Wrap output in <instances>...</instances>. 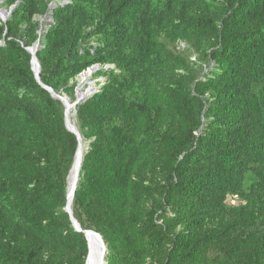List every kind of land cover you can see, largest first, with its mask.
Wrapping results in <instances>:
<instances>
[{"label": "trees", "instance_id": "obj_1", "mask_svg": "<svg viewBox=\"0 0 264 264\" xmlns=\"http://www.w3.org/2000/svg\"><path fill=\"white\" fill-rule=\"evenodd\" d=\"M4 0L0 264H264V0ZM51 23L41 29V18ZM88 147V148H87ZM232 198L238 202H232Z\"/></svg>", "mask_w": 264, "mask_h": 264}, {"label": "water", "instance_id": "obj_2", "mask_svg": "<svg viewBox=\"0 0 264 264\" xmlns=\"http://www.w3.org/2000/svg\"><path fill=\"white\" fill-rule=\"evenodd\" d=\"M58 1H60V0L54 1L51 4V7L53 8L57 4ZM14 7H15V5L12 6L10 8V10L0 8V16H1V18L4 21H6L7 18L11 15L12 10H13ZM44 27H47V25L44 24V23H41V29L44 28ZM40 48H41V45H40L39 40L34 45L27 47V50L32 55V60H31L32 68H33V71L35 73V77L38 80V82L45 89H47L54 97L60 99L63 102V104L65 105L66 127H67L68 130H70L71 132H73L77 136V138L79 140L78 149H77V152L75 154V159H76V156L78 154V151H79V148H80V145H81L82 137H81V134H80V131H79L77 125L73 121H72V123H73L74 126L71 127L69 125L70 119H69L68 110H69V107L70 106L76 107L77 104L84 102L88 98V96H90L93 93L97 92L98 89H94L93 88L92 91L89 94H87V90L89 89V87L92 84V82L89 83V87L84 92H82V84L79 83L78 87L76 88V100L73 101V102L71 101V99L69 98L68 95L55 92L52 87L44 84L41 81V78H40L41 66H40L39 60H38V58L36 56V52ZM98 68H99L98 65H93L90 68H88L86 71L82 72L80 74V77H82L83 75H85L88 72L96 71ZM74 162H75V160H74ZM82 163H83V160L81 162V167H82ZM73 166H74V163H73ZM73 166H72V168L70 170V175L72 173ZM79 173H80V171H79ZM70 175H69L68 178H70ZM78 180H79V176H78L77 181H76V184L74 186L73 198H74L75 190L77 188ZM67 197H68V201H67V205H66L65 209L69 213L70 218L72 220V223H73L75 229L77 231H81V232L85 233L86 238H87V241H88L89 252H88V255H87V259H86V264H91L93 262L95 264H106L105 254H106L107 246L105 244V241H104L102 235L100 233H98L97 231L93 230V229H84L81 226L80 222L77 220V218L74 215V211H73V208H72V204L69 203V193H68ZM92 236L97 237L100 240V242H101V249L98 250L99 257H100L98 260H100V262H97V263H96V259L94 258V255L92 254V241H91V237Z\"/></svg>", "mask_w": 264, "mask_h": 264}, {"label": "bare ground", "instance_id": "obj_3", "mask_svg": "<svg viewBox=\"0 0 264 264\" xmlns=\"http://www.w3.org/2000/svg\"><path fill=\"white\" fill-rule=\"evenodd\" d=\"M91 73L92 72H88L86 73L85 75H83L81 78H82V85L83 84H86L91 76ZM94 88V85L91 84L89 89L87 90V94H89L92 89ZM96 88V87H95ZM82 92H84L82 90ZM75 108V107H74ZM72 109H73V106H70L69 107V110H68V113H69V119H70V122H69V125L71 127H73V123H72V118H71V113H72ZM85 150H86V145L85 143L83 142V140L81 141V145H80V148H79V151H78V154L76 156V159H75V162H74V166H73V169H72V173L70 175V178H69V188H68V193H69V203L72 204L73 203V192H74V186L76 184V181H77V178L79 176V171H80V168H81V162L83 160V157H84V153H85ZM91 241H92V254L94 255V258L96 259V263L97 262H100V260H98L100 257H99V253H98V250L101 249V242L100 240L95 237V236H92L91 237ZM91 264H95L94 262L91 263Z\"/></svg>", "mask_w": 264, "mask_h": 264}, {"label": "rangeland", "instance_id": "obj_4", "mask_svg": "<svg viewBox=\"0 0 264 264\" xmlns=\"http://www.w3.org/2000/svg\"><path fill=\"white\" fill-rule=\"evenodd\" d=\"M4 0H0V3H2ZM3 9H6V8H3ZM52 21H51V18L49 16H46V17H42L41 18V23H44L46 25L50 24ZM46 29V27L42 28V30ZM95 71H92L91 73V76L88 80V82L86 84H83L82 85V90L85 91L88 87H89V83L92 82V84L94 85V89H99L100 86L104 83L105 81V78L104 77H97V78H93V73ZM79 83L82 84V78L79 76ZM96 87V88H95ZM72 116H75V108L73 107L72 109V113H71V118ZM85 145L87 146V142H84ZM230 201L232 202H238L237 200H234L232 198L229 199Z\"/></svg>", "mask_w": 264, "mask_h": 264}]
</instances>
